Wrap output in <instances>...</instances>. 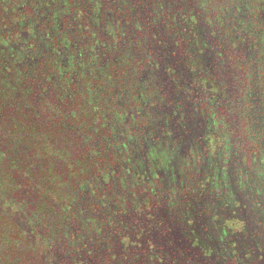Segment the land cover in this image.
<instances>
[{"label":"flooded vegetation","instance_id":"flooded-vegetation-1","mask_svg":"<svg viewBox=\"0 0 264 264\" xmlns=\"http://www.w3.org/2000/svg\"><path fill=\"white\" fill-rule=\"evenodd\" d=\"M257 5L0 0V117L69 101L96 167L60 221L55 203L21 204L53 264H264Z\"/></svg>","mask_w":264,"mask_h":264},{"label":"trees","instance_id":"trees-1","mask_svg":"<svg viewBox=\"0 0 264 264\" xmlns=\"http://www.w3.org/2000/svg\"><path fill=\"white\" fill-rule=\"evenodd\" d=\"M209 1L199 0V4ZM44 102L39 109L41 103L26 101L13 115L8 113L14 119L0 117V264H53L47 256L48 240H52L49 222L42 226L48 228L43 230L49 233L45 241L32 240L22 227L27 218L21 215L26 194L33 205L55 203L59 216L73 200L74 184L96 169L87 161L88 134L76 128L81 119L74 106L50 95ZM10 103L6 100L0 109H11Z\"/></svg>","mask_w":264,"mask_h":264},{"label":"rangeland","instance_id":"rangeland-1","mask_svg":"<svg viewBox=\"0 0 264 264\" xmlns=\"http://www.w3.org/2000/svg\"><path fill=\"white\" fill-rule=\"evenodd\" d=\"M253 1H258L260 6V9H258L257 11H259V15L264 16V0H253ZM250 2V1H249ZM259 5L255 6L258 7ZM249 6H253V5H249ZM245 8V7H244ZM242 14V13H241ZM264 20V19H263ZM261 28H264V21L260 22Z\"/></svg>","mask_w":264,"mask_h":264}]
</instances>
